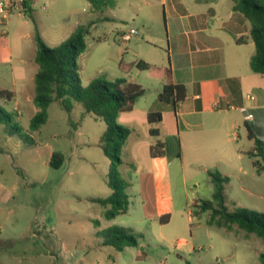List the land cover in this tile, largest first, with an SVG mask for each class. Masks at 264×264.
Instances as JSON below:
<instances>
[{
    "label": "rangeland",
    "instance_id": "374dc122",
    "mask_svg": "<svg viewBox=\"0 0 264 264\" xmlns=\"http://www.w3.org/2000/svg\"><path fill=\"white\" fill-rule=\"evenodd\" d=\"M127 1L94 11L87 0H35L32 17L14 15L0 26V264H262L261 238L236 225L232 230L210 226L209 212L200 213L198 207V200L212 199L214 188L205 171L210 168L229 174L230 211L264 213V175L248 156L249 140L237 145L248 152L241 160H228L229 144L218 133L202 142L206 143L202 156L209 163L172 162L174 209L170 221L162 224L146 215L135 187L128 190V212L114 221L106 220L103 207L88 199L111 194L107 186L111 162L96 144L106 123L92 114L82 118L80 103L70 114L60 102L51 104L47 123L39 131L30 130V121L40 110L33 103L34 77L40 69L35 63L36 31L54 48L79 27L89 30L87 50L77 60L84 86L94 79L136 82L133 40L128 44L122 40L136 27ZM261 79L264 82V76ZM151 81L139 80L145 86ZM142 103L141 107L153 108L155 91ZM135 129L140 137L146 136L143 126ZM53 152L64 154L60 169L50 166ZM212 153L224 157L214 159ZM130 164L135 170L137 164ZM111 226L141 234L139 246L117 251L105 245L99 233Z\"/></svg>",
    "mask_w": 264,
    "mask_h": 264
},
{
    "label": "crops",
    "instance_id": "0c3cea01",
    "mask_svg": "<svg viewBox=\"0 0 264 264\" xmlns=\"http://www.w3.org/2000/svg\"><path fill=\"white\" fill-rule=\"evenodd\" d=\"M127 4L133 10L137 27L131 30H137L138 34L125 41L130 30L122 35V40L124 44L133 40L136 67L145 62L150 68L134 70L135 83L145 88L146 93L131 112L119 117V122L132 130L123 149L126 154L124 173L131 187L136 188L133 191L139 195L144 212L148 209L150 219L158 220L162 215H172L174 209L170 164L175 160H180L184 166L209 163V158L202 156L206 136L224 135L229 144L228 160H241L246 156L248 152L237 147L242 140H249L252 143L249 151L254 150L247 123L256 127L264 140V82L261 79L264 75L251 69L250 61L256 51L251 37L252 25L235 9L234 0H128ZM140 79L153 81L145 86ZM169 83L186 87L187 96L177 107L158 99ZM153 91L157 103L153 108L141 107ZM243 106L248 107L253 119H246L240 109ZM151 112H161L163 121L150 124ZM136 125L143 126L145 140L137 134ZM152 129L159 130L160 135H153ZM159 140L165 144V155L152 157L151 147ZM217 155L209 156L220 160L224 157L221 153V157ZM132 162L137 164L135 170L129 166ZM205 171L208 176L213 172L210 168ZM223 175L229 177L227 173ZM209 181L212 183L210 176ZM244 190L249 192L248 188ZM91 198L98 197H88Z\"/></svg>",
    "mask_w": 264,
    "mask_h": 264
},
{
    "label": "trees",
    "instance_id": "16d2710c",
    "mask_svg": "<svg viewBox=\"0 0 264 264\" xmlns=\"http://www.w3.org/2000/svg\"><path fill=\"white\" fill-rule=\"evenodd\" d=\"M94 11L102 10L106 7H115L116 0H87ZM235 9L243 14L252 25L251 37L255 43V54L250 61L251 69L258 74L264 75V0H234ZM28 7V15L32 17L34 9L32 0H25ZM89 30L79 27L75 30L66 42L58 47H48L38 31L35 39L37 42V54L35 63L39 66V71L35 75V97L34 102L40 109L30 121V130L39 131L48 121V109L51 104L60 102L62 108L69 114L75 108L76 103H80L84 112L82 118L87 114H92L95 118L106 123V130L100 139V147L104 155L110 160L111 167L107 178V185L111 194L106 198H91L90 200L103 207V217L106 220H113L117 216L126 214L129 210L128 189L131 187L124 171L119 170L125 165L123 159V149L132 134V130L123 125H119V117L122 113L131 112L137 101L145 95L146 89L137 83L128 81L125 78L116 81L94 79L87 86L82 83L78 58L87 50L86 36ZM240 41V40H239ZM139 70H148L149 64L140 62L137 64ZM170 73V71H167ZM6 92L3 91L2 94ZM187 90L184 85L169 83L166 84L159 94L161 103H172L175 107L185 100ZM150 124L161 123L163 121L161 112H151L148 115ZM249 138L254 140V150L248 153L253 159V165L260 174L264 172V140L258 129L249 123L246 124ZM11 133V131H8ZM155 136L160 135V131L152 129ZM165 144L162 141L151 147L152 157H162L165 155ZM65 161L62 152H54L50 166L60 169ZM130 167L133 165H129ZM214 192L211 200H201L199 212H209L208 224L217 228L232 230L233 226L246 232L254 234L264 242V213L249 212L236 208L229 210L227 205L228 195L226 186L230 178L216 170L210 172ZM197 207V208H198ZM196 208V206H195ZM146 215L152 217L148 209ZM159 222L166 224L170 221V215H162ZM99 224V221H97ZM104 244L114 247L117 251H123L126 247H136L140 244L141 234H136L132 229L111 226L104 232ZM264 264V254L260 256Z\"/></svg>",
    "mask_w": 264,
    "mask_h": 264
},
{
    "label": "built area",
    "instance_id": "2783aa9c",
    "mask_svg": "<svg viewBox=\"0 0 264 264\" xmlns=\"http://www.w3.org/2000/svg\"><path fill=\"white\" fill-rule=\"evenodd\" d=\"M28 7L25 5V0H0V26L8 24V20L14 15H28ZM138 31L132 29L130 34L125 35V41H129L133 35H137ZM253 99V98H252ZM245 114L247 120L253 119V114L249 113L248 107L240 108Z\"/></svg>",
    "mask_w": 264,
    "mask_h": 264
}]
</instances>
